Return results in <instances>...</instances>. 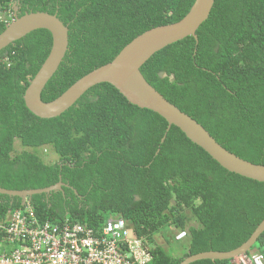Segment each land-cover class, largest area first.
Masks as SVG:
<instances>
[{"label":"trees","instance_id":"1","mask_svg":"<svg viewBox=\"0 0 264 264\" xmlns=\"http://www.w3.org/2000/svg\"><path fill=\"white\" fill-rule=\"evenodd\" d=\"M194 1L0 0V5L15 3L18 17L56 15L68 29L67 52L41 93L48 103L144 32L181 21ZM5 27L0 23V34ZM196 35L197 44L187 37L155 53L140 69L143 78L226 151L264 166V0H215ZM51 45L49 32L36 30L0 51V188L36 190L61 181L60 191L31 197L40 220L69 219L97 231L108 218H121L148 242V264L230 252L250 238L264 220V183L227 172L176 127L161 143L165 120L129 104L112 86L90 88L56 118L31 114L23 96ZM15 143L21 152L15 153ZM47 149L56 162L42 161L40 151ZM20 204L19 198L0 195V215ZM164 228L174 230L164 236L166 245L183 242V255L154 243ZM183 231L186 237L176 241ZM253 249L264 257V233Z\"/></svg>","mask_w":264,"mask_h":264},{"label":"water","instance_id":"2","mask_svg":"<svg viewBox=\"0 0 264 264\" xmlns=\"http://www.w3.org/2000/svg\"><path fill=\"white\" fill-rule=\"evenodd\" d=\"M215 0H195L188 14L179 22L153 28L136 37L108 64L95 69L69 87L57 99L44 103L41 93L57 71L68 49V29L56 17L46 13H30L17 16L13 5L15 21L6 26L0 34V51L36 30H46L52 38L50 52L40 69L29 82L23 100L27 110L40 119L60 116L73 106L90 88L108 84L131 105L158 115L167 123L163 143L170 127H176L194 145L202 149L221 168L240 177L264 183V166L254 165L229 153L222 148L209 133L189 116L167 102L143 78L141 67L157 52L165 47L192 37L197 44L196 32L204 23L214 6ZM158 151L156 152V154ZM64 185L57 184L36 190L14 191L0 188V195L19 198L21 204L34 195L60 191ZM264 233V220L258 225L250 238L240 247L230 252H207L189 255L180 264H191L202 260L226 261L245 256Z\"/></svg>","mask_w":264,"mask_h":264},{"label":"built area","instance_id":"3","mask_svg":"<svg viewBox=\"0 0 264 264\" xmlns=\"http://www.w3.org/2000/svg\"><path fill=\"white\" fill-rule=\"evenodd\" d=\"M0 5V23L15 21L13 5ZM186 237L180 232L176 241ZM147 241L137 238L121 218H108L97 231L69 219L61 223L40 220L27 200L0 215V264H148ZM236 264H264L255 251Z\"/></svg>","mask_w":264,"mask_h":264},{"label":"rangeland","instance_id":"4","mask_svg":"<svg viewBox=\"0 0 264 264\" xmlns=\"http://www.w3.org/2000/svg\"><path fill=\"white\" fill-rule=\"evenodd\" d=\"M14 149H15V153H19L22 151V149L19 147L18 143H15ZM40 156L42 157L41 159L45 164H52V163L57 161V157L49 149L40 151ZM189 225L190 226H196L195 223H190ZM171 231H172V233L174 232L173 228H172V230H170V229L168 230V228L162 229L161 233L156 235L153 238L154 243L157 246H160V247H163L164 249H166V251L173 256H177V255L181 256L185 252V249H184L185 244L183 242L170 241V243L168 245H166V243H165L164 236L170 235L169 233ZM254 250L258 251L257 249H253V250H250L248 253H252ZM239 258L240 257L234 259L232 262L234 264H236L238 262Z\"/></svg>","mask_w":264,"mask_h":264},{"label":"clouds","instance_id":"5","mask_svg":"<svg viewBox=\"0 0 264 264\" xmlns=\"http://www.w3.org/2000/svg\"><path fill=\"white\" fill-rule=\"evenodd\" d=\"M253 252H255V251H253Z\"/></svg>","mask_w":264,"mask_h":264}]
</instances>
